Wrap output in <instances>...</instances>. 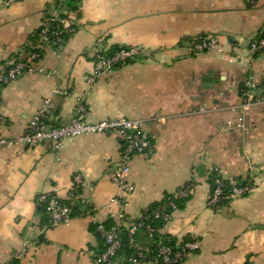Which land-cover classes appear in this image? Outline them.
<instances>
[{"label":"crops","instance_id":"obj_1","mask_svg":"<svg viewBox=\"0 0 264 264\" xmlns=\"http://www.w3.org/2000/svg\"><path fill=\"white\" fill-rule=\"evenodd\" d=\"M56 1L0 0V68L14 62ZM71 17L77 30L63 47L45 49L32 70L2 88L0 133L22 135L46 98L55 123L66 124L82 99L90 122L142 120L154 153L132 160L135 192L123 206L112 201L125 197L112 180L122 150L116 135H79L60 151L0 148V264L16 260L26 240L29 264H97L98 223H118L121 213L139 219L188 184L190 198L160 229L177 243H199L181 264H264V51L251 47L264 25V0H81ZM200 36L215 37L217 46L192 52L188 42ZM114 47L150 56L90 82L97 51ZM247 91L254 103L240 127ZM211 168L232 183L249 179L253 192L211 208ZM76 188L75 200L91 213L49 227L38 197L56 191L68 201ZM136 242L151 247L143 233Z\"/></svg>","mask_w":264,"mask_h":264},{"label":"built area","instance_id":"obj_2","mask_svg":"<svg viewBox=\"0 0 264 264\" xmlns=\"http://www.w3.org/2000/svg\"><path fill=\"white\" fill-rule=\"evenodd\" d=\"M15 0H7L13 2ZM72 0H57L56 8L45 19L42 30L37 42L31 43L29 52L22 49L17 53V58L10 67L3 68L0 72V104L2 86L8 85L26 71L32 70V64L42 57L41 51L45 49H53L58 52L65 43L64 35L75 31L74 21L71 17L72 11L68 9V5ZM254 2V0H249ZM217 46L215 37L200 36L188 42V47L192 52L209 51ZM252 50L254 52L264 51V25L260 31V38L252 42ZM150 56V53L143 48L129 47L122 48L112 54H108L103 50L97 51L95 54V71L89 77L90 82H94L95 78L104 73H110L120 66L127 65L132 62L139 61L143 57ZM250 84V87H253ZM57 93L59 91H56ZM245 99L240 105V115L238 118L239 126L243 127L246 116L249 113L251 105L254 103L249 92L244 93ZM205 112V107L199 109ZM88 107L82 99H79L76 111L72 119L63 125H57L54 120V111L51 98L44 99L42 106L37 113L30 119L27 130L16 138H7L0 133V148H11L17 145H24L30 148H37L41 145H50L55 151L64 148L67 140L73 139L79 135L103 133L116 135L122 143V150L119 161L113 172L112 180L120 187L125 194L123 200L114 198L112 201L125 206L128 196L135 192V185L130 182L131 162L137 155L151 156L154 153V146L151 137L144 130V122L140 119L133 118H117L109 120H101L98 122H90L87 118ZM217 174L218 176H216ZM217 168H211L210 180L215 184L214 189L208 199V205L211 208L218 209L224 200H233L250 195L254 190V183L237 187L235 183L232 192L224 194L223 179L220 178ZM79 184L80 179H76ZM193 191V185H188L180 190L175 197H187ZM75 189L71 194V198H75ZM39 205L45 208L48 217V226L54 227L69 222L72 216V205L61 201L56 191L43 193L38 197ZM160 209L154 211L156 218H162L167 223L172 213L168 208L176 210V204L171 199ZM147 208L145 209V211ZM144 214L141 218L132 220L125 213L120 214L118 223L106 225L105 223L97 224V233L101 238L104 249L100 252L92 251V256L97 264H181L187 256L199 248L197 241H185L178 243L176 247L167 244H158L157 254L149 256L144 250L140 249L136 242L139 233L145 234L150 239L154 237L155 228L144 221ZM127 233V242L134 254L126 256L122 254L123 233ZM32 247V241L26 240L16 255L17 264H29L28 257Z\"/></svg>","mask_w":264,"mask_h":264},{"label":"trees","instance_id":"obj_3","mask_svg":"<svg viewBox=\"0 0 264 264\" xmlns=\"http://www.w3.org/2000/svg\"><path fill=\"white\" fill-rule=\"evenodd\" d=\"M80 2H81V0H72L71 3L68 5V9L70 11H72V12H76L78 10V8H79ZM48 16H46L45 19ZM74 28H75V31L74 32H72V33H66L64 35L65 43L76 32V30H77V25L76 24H74ZM41 30H42V26L31 36L28 45L23 48V49L26 50V52L31 51L30 50L31 43L37 42L39 40V35H40ZM120 49H122V47H114L112 50L107 51V53L108 54H112V53H114V52H116V51H118ZM41 53H42V57H43L44 51H41ZM17 56L18 55L16 53L14 55V60H16ZM39 60H37L36 62H38ZM8 67H10V65H5L4 67H1L0 68V72L2 71L3 68L7 69ZM3 87L4 86H2L1 88H3ZM215 175L218 176L217 174H215ZM220 178H221V176H220ZM249 182H250L249 179H242V178H240V179L236 180L234 183H235V185L237 187H242V186H245V185L249 184ZM210 183H211V187H212V190H213L214 187H215V184L211 180H210ZM223 184H224V186H223V192H224V194H229L230 192H232L233 187H234V185L232 184V182L223 180ZM188 185H191V184H188ZM75 194L77 196V194H78V188L75 189ZM189 198H190V195L187 196V197H175L174 194H168V195H166L164 197V199L161 202L153 203L152 205H150V206L147 207V210L144 211V213H145L144 214V221L146 223L150 224L153 228H155L156 231H155L154 237L151 238V247H150V249L145 251L146 254H148L149 256H155L157 254L158 244H160V243L167 244V245H170L172 247H176V245L178 244L175 238H170L167 235H163V234L160 233V229L164 226L165 222L162 220V218H156L155 215H154V211L160 209L163 205H165L166 203H168L167 202L168 199H171L172 201L175 202V204L177 206L176 209L183 208L185 202ZM61 201L64 202V203H69V204L72 205V213L71 214H72L73 217L87 215V214H90L91 211H92V209L88 205L83 204V202L81 203L80 200H77L76 201L75 198H73L71 200H68V201H63V200H61ZM230 201L231 200H224V201H222L221 204H220V208H222L225 205H227ZM38 204H39V202H38ZM39 210L44 214L45 220L48 221V217H47L45 208L43 206L39 205ZM168 210L171 213L174 211V210H172L170 208H168ZM98 237H99V234H98ZM100 240H101V238H100ZM185 241H189V239H185L183 242H185ZM103 249H104V245H103V242L101 240V244L99 245V247H98V249L96 251L97 252H100ZM122 254L123 255H126V256H129V255L134 254V251L129 247V244L127 242V233L125 231L123 233ZM17 263H18L17 260H14L11 264H17Z\"/></svg>","mask_w":264,"mask_h":264},{"label":"water","instance_id":"obj_4","mask_svg":"<svg viewBox=\"0 0 264 264\" xmlns=\"http://www.w3.org/2000/svg\"><path fill=\"white\" fill-rule=\"evenodd\" d=\"M208 80V79H207Z\"/></svg>","mask_w":264,"mask_h":264}]
</instances>
